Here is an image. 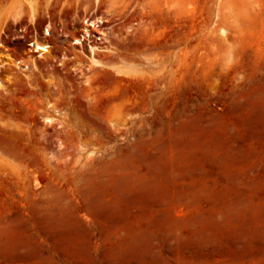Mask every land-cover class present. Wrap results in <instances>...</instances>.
<instances>
[{"label":"rangeland","instance_id":"rangeland-1","mask_svg":"<svg viewBox=\"0 0 264 264\" xmlns=\"http://www.w3.org/2000/svg\"><path fill=\"white\" fill-rule=\"evenodd\" d=\"M95 1L0 0V264H264V0Z\"/></svg>","mask_w":264,"mask_h":264},{"label":"bare ground","instance_id":"bare-ground-1","mask_svg":"<svg viewBox=\"0 0 264 264\" xmlns=\"http://www.w3.org/2000/svg\"><path fill=\"white\" fill-rule=\"evenodd\" d=\"M95 2H97L98 3V0H96ZM96 4V3H95ZM99 4V3H98ZM97 6V5H96ZM98 21H101L99 18H96L95 20H93V21H91V22H89L91 25H96L95 24V22H98ZM98 24V23H97ZM85 33H86V35H87V33H88V30H87V28H86V30H85ZM90 34V33H89ZM104 34V33H103ZM89 36V35H88ZM104 36V35H103ZM100 38V37H99ZM80 38H75V43H79L80 42ZM32 45H34V47H36L38 50H40L41 51V53H40V55L42 56V54H44V53H47V52H49V46L47 45V44H42V43H39V42H37V41H33V43H32ZM92 51V50H91ZM92 53H93V55H92V58H91V60H92V62L96 65V66H104L105 64L104 63H102L100 60H98L96 57H95V52L94 51H92ZM91 62V63H92ZM1 87V86H0ZM47 120H49L50 121V119H48L47 118Z\"/></svg>","mask_w":264,"mask_h":264}]
</instances>
